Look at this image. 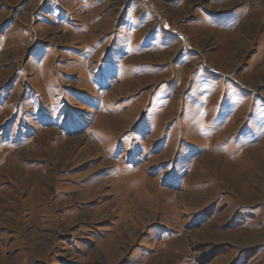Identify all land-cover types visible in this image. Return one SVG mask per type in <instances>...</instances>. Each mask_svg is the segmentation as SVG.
Segmentation results:
<instances>
[{
	"label": "rangeland",
	"instance_id": "1",
	"mask_svg": "<svg viewBox=\"0 0 264 264\" xmlns=\"http://www.w3.org/2000/svg\"><path fill=\"white\" fill-rule=\"evenodd\" d=\"M0 264H264V0H0Z\"/></svg>",
	"mask_w": 264,
	"mask_h": 264
}]
</instances>
